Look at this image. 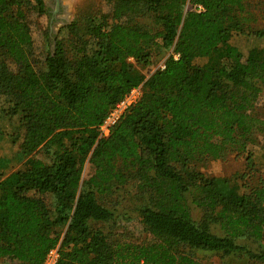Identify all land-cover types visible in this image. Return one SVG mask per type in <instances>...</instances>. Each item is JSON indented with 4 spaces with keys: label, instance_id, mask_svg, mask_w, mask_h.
Instances as JSON below:
<instances>
[{
    "label": "trees",
    "instance_id": "1",
    "mask_svg": "<svg viewBox=\"0 0 264 264\" xmlns=\"http://www.w3.org/2000/svg\"><path fill=\"white\" fill-rule=\"evenodd\" d=\"M105 1L110 13L63 26L39 62L29 17L47 15L43 1L0 0V121L16 146L0 156V264H43L57 245L56 264H201L198 252L264 262V251L236 242L264 241V181L243 191V174L200 171L264 135L253 113L264 51L244 56L230 42L243 33L247 0ZM155 49L172 54L146 77ZM139 85L138 101L99 138L109 111ZM86 161L94 174L81 183ZM134 180L151 240L111 241L96 228L115 217L102 198Z\"/></svg>",
    "mask_w": 264,
    "mask_h": 264
},
{
    "label": "rangeland",
    "instance_id": "2",
    "mask_svg": "<svg viewBox=\"0 0 264 264\" xmlns=\"http://www.w3.org/2000/svg\"><path fill=\"white\" fill-rule=\"evenodd\" d=\"M42 1L47 15L33 14L29 17L33 53L39 62L43 61L48 50H52L54 38L63 26L75 21L78 23V27H82L86 15L98 12L106 14L111 11V5L105 0H55L57 5L52 0ZM245 16L247 20L243 27V33H234L230 41L244 56L252 48L264 51V38L254 35L255 31L264 28V0H247ZM47 38L52 41L50 45L46 42ZM170 54L172 52L155 49L152 53L151 65L143 72L146 77L159 69ZM197 62L202 63L203 61L197 60ZM253 113L260 120H264V90L256 101ZM0 127L4 131L0 136V156L11 157L16 149V146L12 145L8 138V134L12 131V125L0 121ZM255 139V143L249 146L247 151L240 153L231 151L223 159L207 162L200 168V171L207 177L218 178H233L237 174H243L244 178L240 179V181L243 180V191L256 187L258 181H264V135L257 132ZM250 162L253 164H248ZM17 169L19 166H15L12 170ZM93 174V166L86 161L82 169L81 183L88 180ZM101 202L111 208L115 214L114 220L110 223L96 226L108 236V239L133 243H144L151 240L137 213L139 193L135 180L119 186L103 197ZM191 214L196 221L200 220L203 215L202 210L194 206L191 207ZM213 232L222 235L219 228H214ZM236 242L243 245L251 254L257 255L264 251V241L256 242L252 239L238 238ZM194 257L201 264H264V262L243 254L221 257L198 252Z\"/></svg>",
    "mask_w": 264,
    "mask_h": 264
},
{
    "label": "built area",
    "instance_id": "3",
    "mask_svg": "<svg viewBox=\"0 0 264 264\" xmlns=\"http://www.w3.org/2000/svg\"><path fill=\"white\" fill-rule=\"evenodd\" d=\"M193 9L201 11V6H196ZM174 59L178 58L177 54L172 55ZM159 69H164V63L160 65ZM142 93V85H139L131 89L119 102H117L113 108L109 111L102 124L98 127L99 138L107 137L113 127L122 118L125 112L134 105L140 98ZM59 258V245L53 247L48 251L43 261V264H56Z\"/></svg>",
    "mask_w": 264,
    "mask_h": 264
},
{
    "label": "flooded vegetation",
    "instance_id": "4",
    "mask_svg": "<svg viewBox=\"0 0 264 264\" xmlns=\"http://www.w3.org/2000/svg\"><path fill=\"white\" fill-rule=\"evenodd\" d=\"M52 1H53V3H54V4H56V5H57V3H56V1H55V0H52ZM58 5H59V3H58Z\"/></svg>",
    "mask_w": 264,
    "mask_h": 264
}]
</instances>
